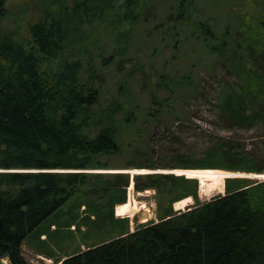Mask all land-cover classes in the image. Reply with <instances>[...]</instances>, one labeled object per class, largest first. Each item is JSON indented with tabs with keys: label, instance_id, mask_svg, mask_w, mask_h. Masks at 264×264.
Wrapping results in <instances>:
<instances>
[{
	"label": "trees",
	"instance_id": "obj_1",
	"mask_svg": "<svg viewBox=\"0 0 264 264\" xmlns=\"http://www.w3.org/2000/svg\"><path fill=\"white\" fill-rule=\"evenodd\" d=\"M7 1L0 0V16ZM246 1L76 0L72 6L64 1L30 23L22 39L0 27V257L30 264L25 240L70 199L88 193L85 189L97 185L94 179L108 175L111 185L126 186L128 172L56 169L109 168L103 157L133 145L134 126L167 115L183 119L172 101L180 92L197 90L190 87L200 68L221 63L238 76L219 96L217 107L227 119L241 127L264 123V0H253L249 12L251 4L241 10ZM153 8L164 17L143 62L145 40L138 27ZM97 25L101 37L115 41L101 60L88 51L83 36ZM179 53H184L180 62L174 60ZM111 66L113 90L102 86L103 71ZM135 82L146 91L149 106L137 103ZM221 153V147L212 148L191 167L227 168ZM140 176L138 190L194 181L190 194L198 197L197 178L151 172L140 183ZM244 186L231 188L227 179L226 194L184 211H165L158 221L71 253L58 264H264V180Z\"/></svg>",
	"mask_w": 264,
	"mask_h": 264
},
{
	"label": "rangeland",
	"instance_id": "obj_2",
	"mask_svg": "<svg viewBox=\"0 0 264 264\" xmlns=\"http://www.w3.org/2000/svg\"><path fill=\"white\" fill-rule=\"evenodd\" d=\"M64 1L67 5L72 6L76 0H8L2 16H0V27L22 39L28 31L30 23L38 20L42 14L47 15L49 11L53 13ZM217 2L212 4L214 9H216ZM252 4L253 0L246 1L244 5L241 3V10H243L242 7L247 10L250 6L249 12ZM155 6L162 8V5L157 4ZM158 11L153 8L146 20L139 23L138 32L142 33V39L145 40L141 50L143 62L148 59V52L153 45L152 35L156 32L155 27L164 17V12L158 14ZM216 13L214 11V14ZM87 27L91 29L92 26L88 25ZM88 28L83 32V36L87 37L85 43H87L88 51L94 57H98L99 60L104 56L108 57L115 46L113 38L105 35L101 37L98 31H102V29L98 25L95 27V32ZM69 54L73 55L72 53ZM183 54L179 53L180 56L174 60L180 62ZM162 55L164 56L165 53ZM162 55L160 54L159 58H156L158 68L163 61ZM88 61L86 57L83 58L82 76L84 78L87 76ZM114 70V66H111L106 68L105 72L103 71L105 78L102 83L103 87L113 90L116 73ZM151 74L154 78L155 69L152 70ZM193 76L195 84L190 89L193 90L194 86L197 85V90L180 92L177 95L178 99L172 101L181 109L178 113L184 117L183 119L176 120L167 115L163 116L161 121L153 120L149 123H139V121V124L134 126L138 134L135 136L136 141L133 142V145L126 146L120 153L103 157L102 162L109 165V168H59L56 170H82L108 174L107 172L113 171L100 169L142 168L178 174L172 170L190 168L191 164L203 162L206 160L208 151L212 148L221 147L220 162L227 168H214L244 173H257L259 172L258 168H263L261 172L264 173V123L259 122L250 127H241L227 119L217 107L223 89L228 85L234 86L238 82V76L229 72L221 63L200 68L198 73H193ZM133 89L137 96V103L141 106H149L143 87L135 82ZM126 138L128 139L129 136ZM233 166L239 169H234ZM128 173L131 179L126 186L111 185V177L105 175L103 180H93L97 185L85 189L88 193L79 194L70 199L40 229L33 232L25 240L23 254L26 260L30 264H58L59 260L71 253L123 233L135 231L138 227L153 220L158 221L165 211L172 209L178 211L174 206V201L187 197L186 195L193 192L195 187L194 181L173 180L160 188L150 187L149 191L146 192L145 189L138 190L136 188V176L140 174L139 182L144 183L148 181L145 177L146 174L151 172ZM227 179L229 186L236 188L245 187L244 185L249 183L253 185L263 181L264 177L227 176L225 177L223 193L215 192L207 199L201 196L198 189V197L188 195L192 196L193 200L189 204L190 206L182 211L193 207L198 202H206L226 194ZM132 181L134 184L131 190ZM140 191L143 192L139 193ZM130 195H133L139 204L143 201L146 202L151 211L142 209L133 212L130 216H118L116 214L117 205L123 203L124 200L127 201ZM254 199L256 205L261 208L263 204L259 201V196ZM159 200H161L162 205L158 203ZM145 218L147 220L144 221ZM0 264L13 263L8 256H2L0 257Z\"/></svg>",
	"mask_w": 264,
	"mask_h": 264
},
{
	"label": "bare ground",
	"instance_id": "obj_3",
	"mask_svg": "<svg viewBox=\"0 0 264 264\" xmlns=\"http://www.w3.org/2000/svg\"><path fill=\"white\" fill-rule=\"evenodd\" d=\"M102 171H113V172H133V173H146V172H157L158 169H138V168H116V169H100ZM160 171V170H159ZM168 171V170H166ZM178 174H186L188 177L197 178L199 180V192L202 197L210 198L212 194L215 192H224L225 189V177L227 176H251V177H264V173H244L241 171H232L226 169H217V168H186V169H178V171L172 170ZM134 181H132L130 189L132 190ZM144 191L148 192L149 188ZM140 191L139 193H142ZM192 196H187L183 199H179L174 202V206L178 211L186 209L189 207L192 202ZM147 209L151 211L150 207L146 204V202H138V200L130 195L129 199L123 203H119L116 207V214L121 217L130 216L133 212ZM147 218L144 219V221Z\"/></svg>",
	"mask_w": 264,
	"mask_h": 264
},
{
	"label": "water",
	"instance_id": "obj_4",
	"mask_svg": "<svg viewBox=\"0 0 264 264\" xmlns=\"http://www.w3.org/2000/svg\"><path fill=\"white\" fill-rule=\"evenodd\" d=\"M186 175V174H185ZM187 176V175H186ZM188 177V176H187Z\"/></svg>",
	"mask_w": 264,
	"mask_h": 264
}]
</instances>
